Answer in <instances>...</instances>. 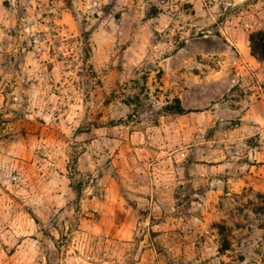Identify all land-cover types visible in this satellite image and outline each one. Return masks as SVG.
<instances>
[{
	"label": "rangeland",
	"instance_id": "374dc122",
	"mask_svg": "<svg viewBox=\"0 0 264 264\" xmlns=\"http://www.w3.org/2000/svg\"><path fill=\"white\" fill-rule=\"evenodd\" d=\"M258 30L264 0H0V264H264Z\"/></svg>",
	"mask_w": 264,
	"mask_h": 264
},
{
	"label": "trees",
	"instance_id": "16d2710c",
	"mask_svg": "<svg viewBox=\"0 0 264 264\" xmlns=\"http://www.w3.org/2000/svg\"><path fill=\"white\" fill-rule=\"evenodd\" d=\"M249 50L250 55L260 62H264V30H258L256 32H252L249 35ZM133 84H136V81H133ZM137 97H132L131 103H135L137 101ZM175 106L167 105L164 110L172 111L175 114L183 115L186 112L180 105V101L178 98L174 100ZM137 106V104L135 105ZM173 107H175L173 109ZM234 127V126H233ZM71 189L75 192L77 199L81 196V182H78L77 185H74L72 182L70 184ZM217 234L220 237V242L218 245V253L223 254L230 249V242L228 240V229L223 224H217L216 226Z\"/></svg>",
	"mask_w": 264,
	"mask_h": 264
},
{
	"label": "crops",
	"instance_id": "0c3cea01",
	"mask_svg": "<svg viewBox=\"0 0 264 264\" xmlns=\"http://www.w3.org/2000/svg\"><path fill=\"white\" fill-rule=\"evenodd\" d=\"M260 102L257 104V106H260ZM257 106H251L250 109H247V111L242 115V118L240 119V121L242 122V125H246V124H255L257 125L258 123H260L261 119H259L258 117L254 116V109Z\"/></svg>",
	"mask_w": 264,
	"mask_h": 264
}]
</instances>
